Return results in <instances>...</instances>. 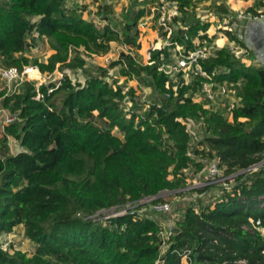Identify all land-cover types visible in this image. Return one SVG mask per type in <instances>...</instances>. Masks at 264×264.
Listing matches in <instances>:
<instances>
[{"label": "trees", "instance_id": "obj_1", "mask_svg": "<svg viewBox=\"0 0 264 264\" xmlns=\"http://www.w3.org/2000/svg\"><path fill=\"white\" fill-rule=\"evenodd\" d=\"M68 1L0 0V67L21 71L31 65L41 73H61L48 83L24 81L12 93L0 91V107L17 116L0 137L6 150L0 151V237L22 226L34 244L27 253L4 250L0 242V264H156L160 223L152 213L140 218L130 211L110 217L104 212V219L92 215L146 197L170 200L171 195L160 197L164 191L183 194L184 170L197 173L213 158L224 176L234 174V184L213 204L198 198L199 213L193 201L174 206L178 217L162 264H181L177 251L185 248L192 250V264L236 257L264 264V239L242 228L249 218L264 221V67L246 66L226 47L198 60L214 80L240 81L241 103L229 121L194 101L203 76L185 82L180 73L174 84L159 70L175 56V44L185 50L195 48V39L210 44L209 23L196 16L194 0H178L180 16L173 18L170 44L150 50L149 63L137 56L139 21L149 13L143 3L151 0H132L121 12L119 29L107 18L101 25L84 18L78 4L68 6ZM102 11L111 13L112 5L100 4L97 14ZM37 40L53 50L45 60L26 55ZM111 41L130 49L107 66H87L83 54H104ZM116 66L121 83L109 80L108 71ZM68 69H81L84 82L73 80ZM132 79L152 94L137 121L135 112L143 105L135 99V88L126 85ZM126 97L133 101L130 117ZM186 117L202 118L206 133L198 146H190L178 120ZM9 137L21 151L9 152Z\"/></svg>", "mask_w": 264, "mask_h": 264}, {"label": "built area", "instance_id": "obj_2", "mask_svg": "<svg viewBox=\"0 0 264 264\" xmlns=\"http://www.w3.org/2000/svg\"><path fill=\"white\" fill-rule=\"evenodd\" d=\"M178 0H158L155 4L149 7V13L146 15L139 23V25L143 26L147 23V21H154L158 29L164 33L166 45L169 43V35L171 34L172 29L174 28L172 25L173 18L180 16V11L178 8ZM241 18L250 17L248 14L242 12L239 15ZM200 20H205L201 16H198ZM230 29V27H229ZM231 30V29H230ZM195 42V41H194ZM128 51L130 48L126 45H123ZM214 47L211 44L206 42H202V44L197 39L195 42V48L193 50H185L181 45L175 44V60L172 63H162L159 67V70L163 71L167 76L169 81H172L174 84H177L179 74L182 73V78H184L185 82H188L193 75L200 74L205 79L201 83V87L198 93L194 96V101L202 102L204 108L211 109L212 111H217L223 116H225L229 121L232 120L233 109L241 103V96L239 94L241 83L238 82H228V81H217L213 79V75L207 74L203 71L198 65V60L202 58H206L214 51ZM231 52L234 56L241 60L246 66H249L246 63V58L244 56V51L241 48L231 47ZM149 63V60L148 62ZM30 70L39 71L35 66H25L21 71L16 67H0V78L5 83V89L7 93H12L19 89L21 84L24 81L34 80L33 78H29ZM219 71H215V74ZM192 73V75H191ZM111 74L109 73V76ZM61 76V73H60ZM58 76V77H60ZM40 84V83H39ZM174 89L176 86L174 85ZM127 90V87L124 89ZM144 93V92H143ZM139 97V98H138ZM143 105L142 108L136 110L134 121H137L140 117L139 113L142 117V112L148 107L146 102V96H141L140 92H136V98ZM124 110L126 112V116H131V111L133 109V101L128 97L125 98L124 102ZM1 108V107H0ZM2 115L1 127L3 128L5 125L14 121L17 116L16 114H10L6 109H0ZM178 120L184 125L186 131L188 132L191 143L190 146H198L200 139L206 133L203 128L202 118H178ZM190 151V150H189ZM189 154V153H188ZM218 159L213 158L210 161H207L205 167L194 173L191 169H185L186 174V184L183 188V194L177 195L175 192L164 191L168 194H173L174 197L170 200H166L163 202H154V196L146 197L141 199L138 203L132 204L128 202L125 204L123 208H111L109 210H102L107 214L106 217L116 216L120 214H124L127 211H130L135 217H148L149 214H153L154 218H156L157 214L168 213L173 211L175 204H178L182 201V204L185 202H194L193 210L196 213H199L200 204L198 202V198H207V204H213L214 202H210L209 195H205L206 192H197L198 189L204 188L206 186H220L218 189V200H220L223 194V191H229L233 184V176L234 174L224 176L221 168L218 165ZM252 170L257 168V165H253L250 167ZM191 174H196V178L190 179ZM195 176V175H194ZM217 201V200H216ZM212 206V205H211ZM152 216V215H151ZM178 217V214H177ZM157 219V218H156ZM177 219V218H176ZM175 219V220H176ZM169 219L168 223L165 224L162 221L160 223L159 234V256L156 260V264H162L161 255L164 251L168 249L171 243V237L174 234V221ZM244 230H247L251 234L257 232L262 239H264V221L262 219H254L249 218V224L242 226ZM2 246V244H1ZM3 247V246H2ZM4 250H8L3 247ZM12 252V248L8 250ZM192 250L190 248L179 249L177 251L180 256L181 264H192L193 258L191 257ZM264 253V250H262ZM218 264H247V259L242 257H236L234 259H222Z\"/></svg>", "mask_w": 264, "mask_h": 264}, {"label": "crops", "instance_id": "obj_3", "mask_svg": "<svg viewBox=\"0 0 264 264\" xmlns=\"http://www.w3.org/2000/svg\"><path fill=\"white\" fill-rule=\"evenodd\" d=\"M138 1H141V0H138ZM157 1L158 0H151L150 2L143 3V4L149 8L151 5L155 4ZM105 2L112 4V6H114L116 2H118V4H121L122 7L128 5V0H72L71 5H74L77 3L78 4L85 3V4L90 5L89 7L91 9L93 8L97 10L98 6ZM219 5H221V9L220 7L217 8V6ZM195 8L197 10L196 16L197 15L201 16L203 19H205L203 21L209 23V27L205 33L207 37L210 38L209 42L211 45H213L215 49L222 48V47H226L229 49L231 47H236L238 49L241 48L244 51L246 63L249 66L264 67V21L258 22L260 16H264L263 0H204V1H199L197 5L195 6ZM245 11L248 12V15L250 16V17H247V19L251 23V25H245L241 27L240 37L238 38L234 35L232 30L229 29L230 24H231L230 23L231 18L235 17L238 20L242 19L239 15ZM87 16L88 14L86 15L83 11V17L91 19ZM91 20L95 22L94 19H91ZM256 22L258 23L256 24ZM138 28L140 31H142L140 33L141 40H139V42L141 41L140 45H143L144 49L148 47L150 42H152L153 40L159 37L158 35H159L160 30L158 29L154 21H147V23L143 26L138 25ZM225 30L231 31V34L234 36L235 39H231V37H229V35L226 33ZM161 37L163 38L162 46H164L166 45L165 37L162 35ZM113 42L116 43V41H111L110 46L112 45ZM195 42H197V39H195ZM162 46H160L159 48H161ZM139 50H138V53L141 57L140 61L142 63H147L148 60L144 62L142 61V56ZM124 51H126V49ZM51 52H53V50H51ZM149 54H150V51H149ZM38 58L40 59V57ZM88 65L90 64L87 63V66ZM77 70L81 71L80 79L78 81L84 82L85 74L83 73L81 69H77ZM135 83L137 84V86L135 87H139L137 80H135ZM148 89L149 91H151L150 88H147V90ZM11 139H14V138L9 137L8 142H7L9 151L13 154L21 151L22 147L19 145L18 141L14 139L15 141L14 140L13 141L16 142V144L11 145L12 144ZM12 147H15L16 152L13 151Z\"/></svg>", "mask_w": 264, "mask_h": 264}, {"label": "rangeland", "instance_id": "obj_4", "mask_svg": "<svg viewBox=\"0 0 264 264\" xmlns=\"http://www.w3.org/2000/svg\"><path fill=\"white\" fill-rule=\"evenodd\" d=\"M71 2L72 0H69L67 5L68 6H71ZM133 1L132 0H128V5L127 6H124L122 7L121 4H118V2H116L114 4V6H112V12L111 13H106L104 11L101 12V14H97V10L96 9H91L88 5V4H78L79 8H81L84 13L91 19H94L95 22L98 24V25H101L103 24L105 21H102L101 18H107L106 20L110 21V23L115 26L117 29H119V24L120 22H122V16H121V12L127 8L128 6L131 5ZM195 6L197 5L198 1L195 0ZM112 5V4H111ZM139 3H136L134 4L135 7H138ZM89 10V11H88ZM197 12L196 8H195V13ZM245 14H248V12H244ZM250 14V13H249ZM252 15V14H251ZM142 31H140L141 33ZM159 37L155 40H153L152 42L149 43L148 47H146V49H144L143 45L140 46V54L142 56V61H146V60H149V51L154 49V48H159L160 46H162L163 44V38L161 37V31H159ZM139 40H141V36H139ZM141 42V41H140ZM126 48L123 47V45L119 44L118 42L116 43H112V45L110 46L109 50L104 53V54H99V55H88V54H83L85 60L87 61V63H89L90 65L92 66H107L109 64V62H111L112 60H115L119 53L122 51V50H125ZM52 53L51 50L49 49V46L47 44V42L45 40H37L36 42V45L33 47V48H29L26 52L27 56H37V57H40V59H46V57ZM133 53V51H132ZM134 54V53H133ZM137 58L139 60H141V57L140 55L137 56ZM175 60V56L173 54L171 60L169 63H172L173 61ZM88 65V66H90ZM118 68L119 66H116V67H113L111 69H109V73L111 74L110 75V82L113 83L115 80L118 82V83H121L122 80L124 79V77H120L119 76V73H118ZM66 72L69 74V76L77 81L80 79V72L81 71H78V70H66ZM58 76H60V71H58L57 69L54 70L53 73H50V74H46V73H41L39 71H37V76L36 77H33L30 75L29 78H33L34 80L33 81H36V84H39V83H48L52 80H55ZM35 84V85H36ZM127 86H134L135 90L137 93L140 92L141 96H146L147 98L149 99H152V94H151V91H149V89L147 90L146 87L144 86H141V85H138L139 87H135L137 86V84L135 83V80H130L127 82L126 84ZM5 87V83L3 82V80L0 78V91H2ZM144 92V93H143ZM1 109V108H0ZM1 121H2V115H1V112H0V136L2 135V132H3V128L1 127ZM94 122L101 126V127H104V123L98 119V118H95L94 119ZM12 138V137H10ZM14 139H11L12 141V144L11 145H15L16 142L13 141ZM17 141V140H16ZM13 148V151L16 152V149L15 147H12ZM0 151L1 153H5L6 150L2 147V145H0ZM10 152V151H9ZM264 159V158H263ZM195 175V176H194ZM195 177V178H194ZM194 178L193 180H198L196 178V174H191L190 175V179ZM218 189H220V186H212L208 189V191L206 192L205 195H209V200L210 202H214L216 200H218ZM171 195V197L173 198V194H168L166 192H162L160 194V197L161 198H167ZM169 197V199L171 198ZM222 197V196H221ZM176 198V197H174ZM206 197L201 199V203H205L206 202ZM182 204V201H180L178 204H175L176 206H181ZM177 211H171L168 213H164V214H157L156 215V218L157 220L159 221H162L164 222L165 224L168 223L169 219L171 220H175L177 218ZM93 217H96V219H104L105 218V215H104V212L102 211H98L96 212L95 214L92 215ZM0 242L2 244L3 247H5L6 249L10 250V248H18L20 250H23L27 253H30L33 249H34V244L26 239L23 235V228L22 226H18L16 227L13 232L11 233H8V234H5V235H2L0 237Z\"/></svg>", "mask_w": 264, "mask_h": 264}, {"label": "water", "instance_id": "obj_5", "mask_svg": "<svg viewBox=\"0 0 264 264\" xmlns=\"http://www.w3.org/2000/svg\"><path fill=\"white\" fill-rule=\"evenodd\" d=\"M264 2V0H263ZM264 21V16H260L259 21L258 22H262ZM256 22V24L258 23ZM230 29L232 30V32L234 33V35L236 37H240V31H241V27L245 26V25H251V23L248 21L247 18H242V19H237L235 17L231 18V22H230ZM253 25V24H252Z\"/></svg>", "mask_w": 264, "mask_h": 264}, {"label": "bare ground", "instance_id": "obj_6", "mask_svg": "<svg viewBox=\"0 0 264 264\" xmlns=\"http://www.w3.org/2000/svg\"><path fill=\"white\" fill-rule=\"evenodd\" d=\"M33 71H35V70H30V72H29V76H30V73L33 72ZM36 72H37V71H36Z\"/></svg>", "mask_w": 264, "mask_h": 264}]
</instances>
